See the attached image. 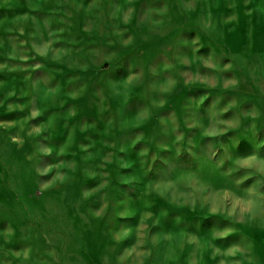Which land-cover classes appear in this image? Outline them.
Segmentation results:
<instances>
[{"label":"rangeland","instance_id":"obj_1","mask_svg":"<svg viewBox=\"0 0 264 264\" xmlns=\"http://www.w3.org/2000/svg\"><path fill=\"white\" fill-rule=\"evenodd\" d=\"M0 264H264V0H0Z\"/></svg>","mask_w":264,"mask_h":264}]
</instances>
